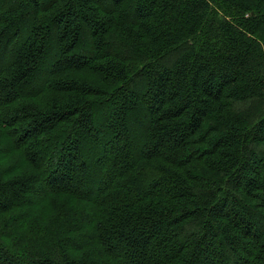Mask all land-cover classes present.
Returning <instances> with one entry per match:
<instances>
[{"label":"trees","instance_id":"16d2710c","mask_svg":"<svg viewBox=\"0 0 264 264\" xmlns=\"http://www.w3.org/2000/svg\"><path fill=\"white\" fill-rule=\"evenodd\" d=\"M0 2V264H264V0Z\"/></svg>","mask_w":264,"mask_h":264},{"label":"rangeland","instance_id":"374dc122","mask_svg":"<svg viewBox=\"0 0 264 264\" xmlns=\"http://www.w3.org/2000/svg\"><path fill=\"white\" fill-rule=\"evenodd\" d=\"M2 3L0 2V5H1ZM90 76H93V73H91V75ZM87 147H86V149H85V151H86V154L87 155H91L92 153V151H91V146H90V143H88L87 142ZM90 151V152H89ZM19 157H20V154L19 153H15V157H14V159L17 161L18 159H19ZM13 156L12 157H9V159H8V162H11L13 159ZM10 160V161H9ZM54 201H56L55 200V198H53V201L52 202H49V203H46V204H44V205H42L39 209H38V211H37V213H38V215L41 217L42 216V214L43 213H45V214H50L51 213V210H52V203H54ZM58 201H61L60 199L58 200ZM57 202V201H56ZM4 218H6L5 219V221H4ZM12 221V222H11ZM35 221V220H34ZM6 222L7 223H13V226L15 227V229H14V231H13V236H16V239L18 238H20L19 240L20 241H22V239H21V237L23 236V234H25L26 235V237H24L23 239L25 240V241H28V240H32V237H31V230L33 229V228H38V229H44V227H45V225H44V223H41V222H34V223H30V222H27V224H25V223H23V224H20V222H19V219L17 218V215H15L14 217H9V215H6V216H2V217H0V228H3L4 226L5 227H7L6 226ZM23 242V241H22Z\"/></svg>","mask_w":264,"mask_h":264}]
</instances>
